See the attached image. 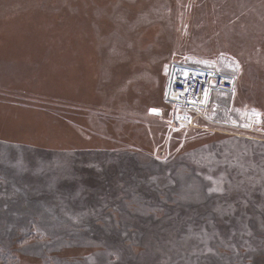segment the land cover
Here are the masks:
<instances>
[{
	"label": "rangeland",
	"instance_id": "rangeland-1",
	"mask_svg": "<svg viewBox=\"0 0 264 264\" xmlns=\"http://www.w3.org/2000/svg\"><path fill=\"white\" fill-rule=\"evenodd\" d=\"M175 61L236 76L209 117L255 113L264 127V0H0V247L11 264H264V190L245 150L264 140L205 120L172 128ZM223 156L233 183L210 188ZM195 208L209 227L160 219Z\"/></svg>",
	"mask_w": 264,
	"mask_h": 264
},
{
	"label": "built area",
	"instance_id": "built-area-1",
	"mask_svg": "<svg viewBox=\"0 0 264 264\" xmlns=\"http://www.w3.org/2000/svg\"><path fill=\"white\" fill-rule=\"evenodd\" d=\"M236 81L234 74L216 67L185 61L173 62L165 93V101L171 106V127H197L200 120H205L216 125L220 132L264 140V127L255 113H249L244 121L208 116L214 96L221 92L235 93Z\"/></svg>",
	"mask_w": 264,
	"mask_h": 264
},
{
	"label": "trees",
	"instance_id": "trees-1",
	"mask_svg": "<svg viewBox=\"0 0 264 264\" xmlns=\"http://www.w3.org/2000/svg\"><path fill=\"white\" fill-rule=\"evenodd\" d=\"M235 138H237V137H235ZM232 140H233V142H234V140L239 141V139H232ZM233 142L227 144L226 146L234 144ZM218 144L225 145L226 143L223 140H221ZM262 145H264V144H262ZM246 148L247 149H245V148H243V149L249 151L248 152L249 159L251 161L254 160V162H255L254 164L252 163L251 170L252 171L255 170V168H254V166H255L257 168V173H258L259 178L261 180V184L257 187V189H260V190L263 189L264 190V149H259V151H257V153H256V152H254V151H252L250 149V148H255V147H252L250 145H246ZM228 150L229 149L227 148L226 151H228ZM255 157H256V159H255ZM218 161H226V159H225V157L224 158L221 157V158L218 159ZM217 166L219 167L220 163ZM204 171L208 174L209 171H208L207 165H206V167H204V169H202V172H204ZM220 172H221L223 178L219 179V180H216V184L217 185H215L213 183H210V186H209L210 188L211 187L212 188L213 187H217L218 185H221L222 184L221 182L224 183L223 187L226 186L229 182H232V179L230 177L231 173H230V171H228V162L227 161L221 166ZM218 187H220V186H218ZM221 196H222V194H221ZM224 198L225 197H223L222 200H225ZM232 200L236 201L237 199H236V197H232ZM239 202H240V200H239ZM252 203H254L256 205V207L260 208L259 202L252 201ZM230 205H233L232 201H231ZM180 209H183V208H180ZM205 210H206V207H205ZM260 210L262 212L261 214H263L262 209H260ZM177 211H178L177 213L176 212L174 213V211H172V213H170L169 215H163L164 218L161 217L160 219L166 220L168 218H171L172 215H175L173 217H175L176 219H181V218H184V217L188 218L189 217V218H193L194 219V223L193 224H194L195 228H200V227L201 228H207V227H209L207 218L205 219V217L204 218L200 217L201 212L204 213V210H201V209L198 210L197 208H195V209H184V211L177 209ZM263 225H264V222H263ZM263 225H261V230L262 231H264V226ZM247 232L248 231H245L244 235H246ZM261 233H263V232H261ZM221 247L222 246H219V248H221ZM14 254L15 253L13 251H6V250L4 251V249H2L0 247V263L1 262H2L1 264L14 263L15 262V255ZM130 261H131V259H130Z\"/></svg>",
	"mask_w": 264,
	"mask_h": 264
},
{
	"label": "water",
	"instance_id": "water-1",
	"mask_svg": "<svg viewBox=\"0 0 264 264\" xmlns=\"http://www.w3.org/2000/svg\"><path fill=\"white\" fill-rule=\"evenodd\" d=\"M152 112L156 113V114H159V115L161 114V111H159V110H152Z\"/></svg>",
	"mask_w": 264,
	"mask_h": 264
},
{
	"label": "crops",
	"instance_id": "crops-1",
	"mask_svg": "<svg viewBox=\"0 0 264 264\" xmlns=\"http://www.w3.org/2000/svg\"><path fill=\"white\" fill-rule=\"evenodd\" d=\"M168 80H169V71H168V76H167V83H168ZM168 85V84H167ZM166 89H167V86H166V88H165V91H166Z\"/></svg>",
	"mask_w": 264,
	"mask_h": 264
}]
</instances>
